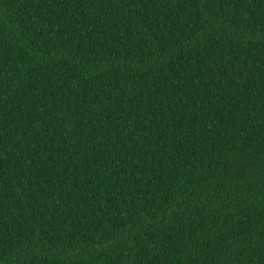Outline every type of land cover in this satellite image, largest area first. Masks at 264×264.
I'll list each match as a JSON object with an SVG mask.
<instances>
[{
	"label": "trees",
	"instance_id": "16d2710c",
	"mask_svg": "<svg viewBox=\"0 0 264 264\" xmlns=\"http://www.w3.org/2000/svg\"><path fill=\"white\" fill-rule=\"evenodd\" d=\"M0 264H264V0H0Z\"/></svg>",
	"mask_w": 264,
	"mask_h": 264
}]
</instances>
